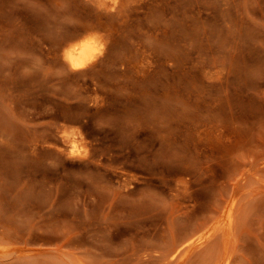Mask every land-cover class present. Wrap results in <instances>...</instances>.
<instances>
[{
  "label": "rangeland",
  "instance_id": "obj_1",
  "mask_svg": "<svg viewBox=\"0 0 264 264\" xmlns=\"http://www.w3.org/2000/svg\"><path fill=\"white\" fill-rule=\"evenodd\" d=\"M103 1L0 0V264H264V0Z\"/></svg>",
  "mask_w": 264,
  "mask_h": 264
},
{
  "label": "bare ground",
  "instance_id": "obj_2",
  "mask_svg": "<svg viewBox=\"0 0 264 264\" xmlns=\"http://www.w3.org/2000/svg\"><path fill=\"white\" fill-rule=\"evenodd\" d=\"M104 1L109 2V0H104ZM101 3H102V0H101ZM117 3H119V0H112L111 5L115 6ZM108 4L106 3V5ZM84 32H87V28L82 33L75 34L73 36V39L75 38L76 40H74L71 43V45L66 47L63 51V55L66 61L73 68H80V67L85 66L88 60L94 56L95 51L102 44L101 36L96 35V34L89 35V34H85ZM235 204H236L235 200H232L221 211V221L227 223V228H223V229H226L227 231H230L231 229L230 225L233 221V212H234ZM222 227L220 226L218 228H215L211 230L210 232H208L209 234H207L206 236H202L203 241H201L200 243H203L204 241H206L208 237L212 236L219 228H222Z\"/></svg>",
  "mask_w": 264,
  "mask_h": 264
}]
</instances>
